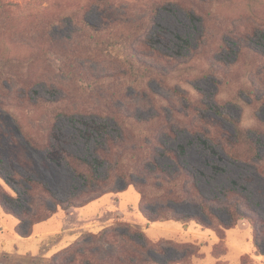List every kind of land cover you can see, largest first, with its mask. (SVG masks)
<instances>
[{"label":"trees","instance_id":"obj_1","mask_svg":"<svg viewBox=\"0 0 264 264\" xmlns=\"http://www.w3.org/2000/svg\"><path fill=\"white\" fill-rule=\"evenodd\" d=\"M212 2L210 0L208 3ZM11 5L0 0V14H5ZM89 5H94L100 14L98 23L90 22L87 13L73 11L62 13L46 24L37 19L28 26L51 34L55 26L60 28L70 25V34L63 36L62 40L74 43L77 38H87L89 48L84 55L85 63L110 61L118 69L116 74L91 70L89 73L86 67L78 64L80 73L77 83L87 86L89 90L108 83H120L128 91L134 89L141 96L148 97L155 114L147 120L140 119L124 107L120 112H109L105 117L76 116L66 112L58 97L51 95L50 98L30 99L32 108L44 111L55 125L61 119H66L82 126L78 134L89 145L88 153L76 155L54 144L53 139H57L55 126L48 132L47 139L42 141L21 123L8 97L14 86L21 84V73L30 66L28 61L17 60L14 54H8V50L0 54V110L11 117L20 135L17 138L13 134H6L0 126V144L4 135L8 137L6 153L11 167L7 173L0 168V177L14 192V195H9L0 189V206L19 219L20 226L28 224L26 233L21 228L17 233L31 236L35 226L49 221L59 210L65 212L83 208L106 195L122 194L132 189L139 196L138 210L148 227L166 222L183 226L194 224L204 231L212 232L218 241L215 243L217 245L225 241L228 231L236 229L241 222H247L252 230L255 253L264 256V217L251 204L250 196L245 194L246 189L238 187L234 181L231 187H224L217 194L205 195L199 187L197 175L182 164L185 147L169 148L160 139V135L164 134L176 137L173 123H180L183 113L169 98L155 93L151 83L156 81L168 85L176 77L174 72L195 77L193 68L188 66L189 58L181 57L179 51L173 54L161 52L152 36L154 16L173 4L153 3L151 13L143 15L133 14L123 0H95L90 1ZM188 14L195 16L191 12ZM255 19L258 27L243 30L233 27L231 38L224 39L221 45L226 49H230V45L237 48L236 60L231 64L234 68L244 61H256L259 69L254 72L259 77L264 76V16ZM140 45L150 54L140 53ZM181 47L190 50V42L182 39ZM243 70L240 79L233 82L235 79L230 81L220 77L216 66L212 64L199 77L217 76L220 82L210 102L199 90L191 95L174 86L172 92L177 101L182 102L185 109L196 114L203 123L202 127L189 124L191 136L213 153L221 148L234 162L252 165L264 178V118L261 116L264 88L258 90L252 78L254 72L246 78L245 73L249 69L246 67ZM229 74L232 72H226L224 76ZM222 94L229 98L222 100ZM228 106L240 110L241 114H230ZM246 110L252 113L255 122L250 128L242 125V115ZM184 115L189 117V114ZM225 123L232 126L231 132L225 129ZM158 125L162 126L161 130L156 128ZM29 148L44 152L52 163L70 168L80 182V187H73L71 196L66 200L56 197L49 186L36 176L35 161L28 155ZM160 157L168 158L175 164V169L161 166L158 162ZM2 162L3 158L0 157V164ZM102 168H105L104 175L100 173ZM119 180L124 183L123 188L116 185ZM22 197L26 198L27 207L18 213L10 204H21ZM183 204H190L198 208L199 212L178 211L175 205ZM81 237L71 247L60 252L59 259L51 264H192L199 253V247L193 244L162 241L167 247H177L183 255L174 260L159 261L150 254L158 246L149 241L145 231L125 223L106 227L98 234L87 233L84 240ZM138 239L143 240V243ZM101 243L112 246L115 254H106L105 258L100 259L96 246ZM243 264L252 263L245 259Z\"/></svg>","mask_w":264,"mask_h":264},{"label":"rangeland","instance_id":"obj_2","mask_svg":"<svg viewBox=\"0 0 264 264\" xmlns=\"http://www.w3.org/2000/svg\"><path fill=\"white\" fill-rule=\"evenodd\" d=\"M2 1L13 5L7 8L5 14H0V54L8 50V54H14L17 60L28 61L30 66L21 73L19 82L22 85L14 86L8 102L25 128L35 134L39 140L47 139L48 132L52 126H55L57 134V139H53L55 145L76 155L83 156L88 153L89 145L87 146L85 140L78 134V129H82L81 125L66 119H61L55 125L49 121L44 111L32 108L29 103L32 98L58 97L66 112L76 116L105 117L109 112H120L119 110L124 107L140 119L147 120L155 114L148 97L141 96L134 89L128 91L120 83L100 85L95 90H89L87 86L77 83L79 81L77 75L80 73L78 64L86 67L89 73L93 71L116 74L118 69L110 61L85 63L83 59L89 48L88 39L77 38L74 43L62 40L63 36L70 34V25L60 28L55 26L51 34L42 33L28 26L34 20L38 19L46 24L62 13L73 11L87 13L90 22L98 23L100 14L96 7H93L94 5H89L90 1L95 0ZM123 1L136 15L150 14L153 3L173 4L161 9L154 16L152 36L161 52L170 54L181 52V57L189 58L188 66L194 70L195 77L174 72L176 77L169 81L168 85H161L156 81L151 83L155 93L169 98L183 113L180 123H173V128L177 132L176 137L160 135L162 143L169 148H177L181 145L185 147L182 164L197 175L199 187L205 195L217 194L219 190L231 187L236 181L238 187L246 189L245 194L250 196L251 204L264 217V178L260 177L252 165L234 162L221 148H217L216 153H213L191 136L188 131L189 124L202 127L203 123L196 114L185 109L186 106L182 102L179 103L172 92L174 86L191 95L195 90H199L210 102L220 82L217 76L199 77L206 73L212 64L216 66L220 77L230 81L235 79L233 82L240 79L246 67L249 69L245 73L246 78L258 70L259 65L253 60L232 67L231 64L236 60L237 48L230 45V49H226L221 43L224 39L231 38L233 27L242 30L258 27L255 18L264 16V0L252 2L213 0L210 4L208 3L210 0ZM188 12L195 16L191 17ZM182 39L190 42V50L181 47ZM138 49L142 54H150V51L141 45ZM226 72L232 74L225 77ZM252 78L258 90L262 91L264 76L258 77L254 72ZM222 96V100L229 98L224 94ZM228 111L234 116L241 114L240 110L231 106H228ZM184 114H189V117ZM261 116L264 118V108ZM0 120L4 133L20 138L11 117L1 110ZM254 124L252 113L249 110L244 111L242 125L250 128ZM224 127L232 131L230 124L225 123ZM156 128L161 130L162 126L158 125ZM7 141L8 137L4 135L0 144V157L3 158L0 168L6 173L11 170L6 153ZM28 155L35 161L36 176L49 186L56 197L66 200L71 196L73 187H80V182L66 165L52 163L47 160L44 152L31 148L28 149ZM158 162L165 168L176 167L165 157H160ZM217 167L218 170L215 169ZM100 173L104 175L105 168L100 169ZM116 185L119 188L124 187V183L120 180ZM15 188L22 191L19 187ZM0 189L9 195H14L1 177ZM138 203L139 196L132 189L122 194L106 195L83 208L65 212L59 210L52 219L35 226L31 230V236L19 235L17 230L21 228L26 233L28 224L20 226L19 219L5 212L0 206V264H51L58 258L59 253L71 247L78 237L82 236L83 239L87 233L98 234L106 227L124 223L145 231L149 241L158 246V249L151 251L150 254L159 261L174 260L183 255L177 247H167L162 244V241L169 240L176 244H193L199 247L198 258L194 259L192 264H243L245 259L252 264H264V256H257L255 253L252 230L247 222H241L236 229L228 231L225 241L215 245L218 242L215 235L194 224L183 226L171 222L148 227L139 213ZM10 206L16 212H21L27 207L26 198L22 197L21 204L12 202ZM175 207L180 212H199L198 208L190 204L175 205ZM222 217L227 219L225 214H222ZM138 241L143 243L141 239ZM96 247L100 252V259L105 258L106 254H115V249L109 244L101 243ZM262 249L264 252V244Z\"/></svg>","mask_w":264,"mask_h":264},{"label":"crops","instance_id":"obj_3","mask_svg":"<svg viewBox=\"0 0 264 264\" xmlns=\"http://www.w3.org/2000/svg\"><path fill=\"white\" fill-rule=\"evenodd\" d=\"M167 223H171V222H166V223H157V224H167ZM174 223V222H172ZM154 225V224H153ZM192 225V224H191ZM190 226V225H189Z\"/></svg>","mask_w":264,"mask_h":264}]
</instances>
